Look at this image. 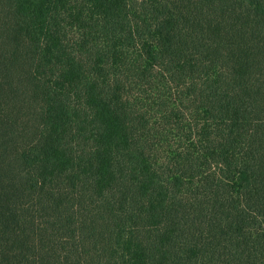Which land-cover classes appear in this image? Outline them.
Listing matches in <instances>:
<instances>
[{"label":"trees","instance_id":"obj_1","mask_svg":"<svg viewBox=\"0 0 264 264\" xmlns=\"http://www.w3.org/2000/svg\"><path fill=\"white\" fill-rule=\"evenodd\" d=\"M0 264H264V0H0Z\"/></svg>","mask_w":264,"mask_h":264}]
</instances>
